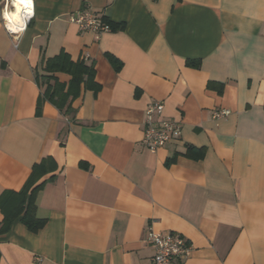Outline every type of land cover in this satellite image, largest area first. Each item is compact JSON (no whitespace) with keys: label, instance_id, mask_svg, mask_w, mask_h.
Instances as JSON below:
<instances>
[{"label":"crops","instance_id":"obj_1","mask_svg":"<svg viewBox=\"0 0 264 264\" xmlns=\"http://www.w3.org/2000/svg\"><path fill=\"white\" fill-rule=\"evenodd\" d=\"M11 1L0 0V196L43 159L55 168L35 194L44 225L15 220L0 264H152L150 228L192 246L172 264H264V0H30L17 36ZM85 10L109 31L69 22ZM60 54L99 87L80 85L69 114L37 110L36 77ZM152 102L181 130L154 153L142 142Z\"/></svg>","mask_w":264,"mask_h":264},{"label":"trees","instance_id":"obj_2","mask_svg":"<svg viewBox=\"0 0 264 264\" xmlns=\"http://www.w3.org/2000/svg\"><path fill=\"white\" fill-rule=\"evenodd\" d=\"M118 69V63L114 61ZM45 74L38 75L36 82L42 93L37 102V110L42 101L54 105L59 111L69 114L72 110L68 104L69 98L78 96L80 85H87L95 93L99 90L94 82V71L91 66L84 63L72 62L65 54H60L54 59L47 60L44 67ZM56 73L66 74L70 77L67 85L60 83ZM55 164L50 158H45L32 167V171L25 184L18 192L7 191L0 196V212L3 215L0 223V235L9 231L13 222L17 219L32 233H36L44 225V220L36 218L35 194L43 187L44 182H38L45 175L54 171Z\"/></svg>","mask_w":264,"mask_h":264},{"label":"built area","instance_id":"obj_3","mask_svg":"<svg viewBox=\"0 0 264 264\" xmlns=\"http://www.w3.org/2000/svg\"><path fill=\"white\" fill-rule=\"evenodd\" d=\"M4 9L7 11L6 5ZM32 16L33 11L25 15L22 29L10 34L17 36L22 32ZM69 22L76 24L83 31L92 32L96 36L109 31V26L97 18L90 10L71 16ZM162 110L163 105L160 102H152L145 109L146 127L142 142L151 153L180 136V126L162 118ZM228 115L229 112L226 110L216 111L213 114L215 119H222ZM146 240L147 244L151 245L154 250L151 259L152 264H172V261L176 258L189 256L192 250V246L181 236L169 232H155L151 228L148 229Z\"/></svg>","mask_w":264,"mask_h":264},{"label":"bare ground","instance_id":"obj_4","mask_svg":"<svg viewBox=\"0 0 264 264\" xmlns=\"http://www.w3.org/2000/svg\"><path fill=\"white\" fill-rule=\"evenodd\" d=\"M8 8L7 11L4 12V20L5 23L7 24V26L10 28V32H16L19 29H22V27L24 26V21H23V17L27 14H30L32 11L31 9V2H30V8L29 9H25L24 4L20 3L19 0H12L9 4H8ZM9 7L11 9H9ZM17 9H19V12H17ZM16 16L18 17L21 22H22V26L21 24H17L13 21V17Z\"/></svg>","mask_w":264,"mask_h":264},{"label":"clouds","instance_id":"obj_5","mask_svg":"<svg viewBox=\"0 0 264 264\" xmlns=\"http://www.w3.org/2000/svg\"><path fill=\"white\" fill-rule=\"evenodd\" d=\"M24 6H25V9L26 10L30 8V5H24ZM17 12H19V9H17ZM13 21L15 23H17V24H21V26H22V22H21V20L18 17L14 16L13 17Z\"/></svg>","mask_w":264,"mask_h":264},{"label":"snow or ice","instance_id":"obj_6","mask_svg":"<svg viewBox=\"0 0 264 264\" xmlns=\"http://www.w3.org/2000/svg\"><path fill=\"white\" fill-rule=\"evenodd\" d=\"M19 2L24 4V5H29L30 4V0H19Z\"/></svg>","mask_w":264,"mask_h":264}]
</instances>
